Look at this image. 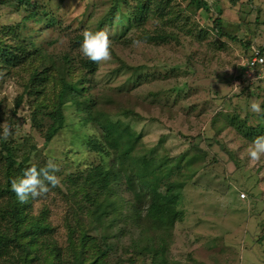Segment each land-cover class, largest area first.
Wrapping results in <instances>:
<instances>
[{"label": "rangeland", "instance_id": "obj_1", "mask_svg": "<svg viewBox=\"0 0 264 264\" xmlns=\"http://www.w3.org/2000/svg\"><path fill=\"white\" fill-rule=\"evenodd\" d=\"M206 1L210 12L198 11L191 0H162L160 3H168L166 16L154 15L146 30L173 35L166 41H148L142 38L143 30L131 26L123 32L122 19L135 0H32V10L41 20L53 17L58 22L50 26L28 20L23 31L35 33L36 43L57 57L72 49L76 35L86 30L104 31L111 52L131 67H143L136 73L129 68L119 70V61L111 55V60L99 62L94 74L88 75L87 87L95 97L131 91L145 101L144 106L136 107L143 119L125 122L142 133L145 147L174 164L173 170L156 173L151 181L182 188L179 209L185 217L176 224L168 242L169 264H264V157L249 158L247 149L252 141L244 139L232 124H264V111L250 109L253 102L264 109V97L252 89L235 91L231 83L239 55L246 51L243 43L261 39L260 33H264V0ZM19 5L20 0H0L1 28H22L28 12ZM113 7V18L99 30L100 21ZM150 7L155 9L154 4ZM215 19H220L223 31L237 41L214 32ZM75 56L85 58L79 48ZM21 76L0 70V124L6 122L12 129L6 142L13 144L18 156L29 154L34 165L46 166L49 159L58 165L55 175L60 182L33 199L32 214L46 213L55 239L68 254L69 228L79 234L77 204L85 195L75 194L76 188L86 184L92 168L102 163L113 183L124 185V176L112 167L111 156L103 158L93 150L92 146L101 144V131L84 121L87 115L77 106L66 105L64 129L46 144L34 128ZM20 96L23 103L16 107ZM191 142L204 150L210 145L211 154H193ZM241 194H246V199L242 200ZM124 195L130 199L128 193ZM130 258L124 254V262L101 264H133ZM134 264L160 262L137 258Z\"/></svg>", "mask_w": 264, "mask_h": 264}, {"label": "trees", "instance_id": "obj_2", "mask_svg": "<svg viewBox=\"0 0 264 264\" xmlns=\"http://www.w3.org/2000/svg\"><path fill=\"white\" fill-rule=\"evenodd\" d=\"M160 2L135 0L128 16L122 19L123 32L131 26L136 31L143 30L142 38L148 41L173 38L168 33L153 34L146 30L147 22L154 15L160 18L166 16L168 3ZM190 3L198 11L210 12L206 0H191ZM151 4L156 10L151 9ZM19 6L20 10L23 8L28 12L22 28L21 25L0 27V70L26 75L21 78L24 94L28 96L33 110L34 128L46 144L51 143L65 127L66 105L77 106L87 115L84 121L101 131V146L94 145L93 150L103 155V158L111 156L112 167L123 174L125 184L113 183L104 163L92 168L86 184L76 188L75 194H85L77 204L81 214L77 223L79 234L76 235L77 231L70 226L66 249L68 254H65L54 237L46 213L33 215V199L21 203L11 187L12 181L22 177L25 169L33 166L39 169L45 165H34L27 153L18 156L13 144L2 140L0 264H101V261L108 260L121 263L124 262V254L131 255L130 262L133 264L137 258L145 261L153 258L160 264H169L168 242L176 224L183 222L185 217L179 209L182 188L166 182L151 181L156 173L162 175L173 170L174 164L169 162V158L154 153L152 148L145 147L142 133L125 122L131 118L143 119L136 107L144 106L145 101L131 94V91L93 96L87 87L88 75L94 74L99 62L86 57H74L83 42V35H76L71 40L72 49L57 57L54 52L36 43L35 33L25 34L23 30L27 29L28 20L50 26L56 25L58 21L53 17L46 22L41 20V15L32 10L35 6L32 0H20ZM115 11L116 7H113L100 21L99 30L108 25ZM213 22L214 32L237 41L236 37L223 31L220 19ZM256 36H259L258 33ZM252 41L250 39L243 43L247 52ZM111 55L119 61V70L129 68L136 73L143 69L129 66L113 51ZM23 98H17L16 107L21 106ZM232 124L237 126L239 134L247 141L264 136V124L255 127H242L235 122ZM191 149L193 154L203 157L212 152L210 145L204 150L195 142H191ZM214 159L219 162L218 157ZM126 193L130 199L124 195ZM125 239L129 241L128 244Z\"/></svg>", "mask_w": 264, "mask_h": 264}, {"label": "clouds", "instance_id": "obj_3", "mask_svg": "<svg viewBox=\"0 0 264 264\" xmlns=\"http://www.w3.org/2000/svg\"><path fill=\"white\" fill-rule=\"evenodd\" d=\"M134 43L140 42L134 41ZM253 50L255 51V49ZM80 51L84 57L93 62L111 60V41L108 34L104 31H84ZM250 109L256 113L264 111L258 102L251 103ZM10 135H12V129L7 123L0 124V140L6 141ZM247 152L253 161L264 157V136L256 137L249 145ZM57 171L58 165L51 159L48 160L46 166L39 169L35 166L27 168L22 177L12 181V190L21 203L26 202L29 198L36 199L47 194L50 190L49 186L55 187L60 182L59 177L55 175Z\"/></svg>", "mask_w": 264, "mask_h": 264}, {"label": "built area", "instance_id": "obj_4", "mask_svg": "<svg viewBox=\"0 0 264 264\" xmlns=\"http://www.w3.org/2000/svg\"><path fill=\"white\" fill-rule=\"evenodd\" d=\"M236 66V73L231 78L234 90L241 92L252 89L264 97V33L261 39L252 41L248 52L239 55ZM240 197L244 200L246 194Z\"/></svg>", "mask_w": 264, "mask_h": 264}]
</instances>
